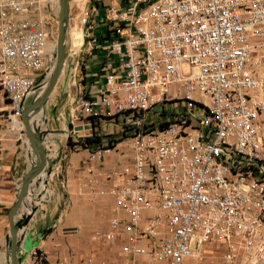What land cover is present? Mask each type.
Instances as JSON below:
<instances>
[{
	"label": "built area",
	"instance_id": "1",
	"mask_svg": "<svg viewBox=\"0 0 264 264\" xmlns=\"http://www.w3.org/2000/svg\"><path fill=\"white\" fill-rule=\"evenodd\" d=\"M58 10L55 0H0V89L12 119L53 69ZM109 20L114 38L100 41L80 9L81 41L117 63H106L96 98L80 94L82 130L66 135L87 152L89 193L113 201L94 239L117 245L127 264H186L210 243L226 247L228 263L262 250L264 0H127ZM79 48L68 47L73 77ZM31 256L48 264L40 249Z\"/></svg>",
	"mask_w": 264,
	"mask_h": 264
},
{
	"label": "crops",
	"instance_id": "2",
	"mask_svg": "<svg viewBox=\"0 0 264 264\" xmlns=\"http://www.w3.org/2000/svg\"><path fill=\"white\" fill-rule=\"evenodd\" d=\"M73 2L74 0H71L70 15ZM126 6L127 0H80L77 8H75L77 12L74 21L78 26L80 9L90 12L91 23L88 31L100 41L111 40L114 37L111 32L109 9L114 7L120 12ZM73 43L75 46L80 45L79 59L82 61V65L74 77L70 74L69 69L65 67L48 104L50 106L55 102H59L60 98L65 95H68V100L67 103H64V109L73 105L75 99H77L72 97L74 90L75 95L85 93L88 97L96 98L98 91L104 86L105 77L108 74L106 63H117V59L105 50H90L88 45L81 41L80 32L73 34ZM57 89H59V92H57ZM10 110L9 102L0 89V259L3 258L0 264L5 263V238L9 231L8 213L16 199L19 185L32 159L25 135L22 133L23 125L20 117H14L11 124L9 121ZM76 117L81 120L74 121ZM63 119L64 121L60 117H56L53 110L49 118L45 119V124H41L42 129L50 132L46 137L45 145L51 150L49 155L51 161L60 162L58 165L60 170H57L56 164L52 166L53 172L49 179L50 186L53 188L50 198L51 204L48 207L50 212H48V209L45 210L48 219L37 225V227H34L31 222L23 244L24 247L20 249V255L23 257L22 264H40L39 261L32 258L31 254L35 250L40 249L43 251L45 247L50 249V245L46 244L47 236H45L44 231L51 230V234L60 230L63 232L75 230L74 233H82L88 229V226L96 229H107L111 217L113 201L110 198H100L93 210L94 214L90 215L91 218H87L85 203L88 188L81 173L82 166L87 158V152L83 148L69 145L66 136L60 134L65 128L69 130L68 132L72 130L81 132L85 119L81 117V114L78 115L75 109L69 113H66L65 110ZM115 163L114 156L107 155L103 165L106 168H111ZM76 170L79 171L80 175L78 180H74L73 177V171ZM60 176H62V179H60ZM27 244L31 247L27 248L30 251L29 253L25 248ZM114 247L117 248L115 253L121 259V264L130 260L117 245H114ZM46 260L48 264H55V262L50 261L49 257H46Z\"/></svg>",
	"mask_w": 264,
	"mask_h": 264
},
{
	"label": "water",
	"instance_id": "3",
	"mask_svg": "<svg viewBox=\"0 0 264 264\" xmlns=\"http://www.w3.org/2000/svg\"><path fill=\"white\" fill-rule=\"evenodd\" d=\"M58 3V37L53 69L41 91L34 100L22 108L20 113L22 130L32 159L8 213L9 231L5 238L4 264H22L20 249L23 247L31 222L42 205H35V198L36 196L40 198L48 189L53 172L52 166L56 164L55 160L51 161L49 157L51 150L45 145L46 137L50 132L42 129L35 119L45 112L64 73L67 60L71 0H58Z\"/></svg>",
	"mask_w": 264,
	"mask_h": 264
},
{
	"label": "rangeland",
	"instance_id": "4",
	"mask_svg": "<svg viewBox=\"0 0 264 264\" xmlns=\"http://www.w3.org/2000/svg\"><path fill=\"white\" fill-rule=\"evenodd\" d=\"M56 1L57 0H55V2ZM79 1L80 0H74V2L72 3L73 9L70 15V25H69L68 38H67V43H69L70 45H72L73 43V34L79 31V27L76 26L74 21V17L77 12L75 8H77ZM52 23L54 25V29L57 37V28H58L57 18L55 19L54 17ZM53 61H54V57L52 63L49 66V69L47 70L48 74L50 73V67H52ZM57 92H59V89H57ZM72 97L77 98L75 99L73 105H70L68 106V108L64 109V103H67L68 95L62 96L59 102L57 103L55 102L52 106L48 105L45 108V112L40 114L38 117H36L35 119L36 122L40 125L41 124L44 125L45 118H49V116L51 115V111L53 110L55 112V116L60 117L63 121H64L63 117H65V110L66 113H69L71 112V110L75 109L76 113L79 115L80 109H79L78 100L80 95H75V90H74ZM30 102L31 100L26 102L25 106H27ZM9 121L12 124V116H10ZM68 131L69 130L65 128L64 131L60 132V134L62 136L64 135L66 136V134H68ZM73 177L75 178L74 180L80 179L78 170L73 171ZM60 179H62V176H60ZM48 190H50L51 192L53 191V188L50 186V183L48 186ZM87 195H88L86 196L87 201L85 203L87 210L86 213L88 215L87 218L89 217L91 218L90 215L94 214L93 210L97 204V200L104 197H96L90 194L89 191ZM50 201L51 199L43 203V205H41L37 213V216L34 217V219L32 220V225H34V227H37V225H40L46 219H48V215L45 213V210L48 209V212H50V209L48 208L49 205L51 204ZM111 215H112V211H111ZM94 229L96 228L88 226V229L82 233H74L75 230H68V231L66 230L65 232L60 230L59 232L52 234L50 232L51 230L44 231L46 233L45 236H47L46 244L50 245V249L48 247L43 248L46 251L45 252L43 250L46 253L44 256V260H46V257H49L50 261L55 262V264H58L61 261H66L68 262V264H121L120 263L121 259H119L115 253L116 251L115 249L117 248L114 247V244L104 243L102 241L95 240L93 237ZM25 248L26 251L29 253L30 251L27 248H31L30 245L27 244ZM224 253H226V247L224 245L210 243L204 247V250L202 252V257L189 259L186 261V264H264V247L262 250L261 249L258 251L256 250L252 254H245L243 251H239V255L233 263H228L227 261H225L223 257ZM2 259H0V261ZM139 261L140 264H156L154 261L145 258L139 259ZM127 263L128 261L123 262V264H127Z\"/></svg>",
	"mask_w": 264,
	"mask_h": 264
},
{
	"label": "bare ground",
	"instance_id": "5",
	"mask_svg": "<svg viewBox=\"0 0 264 264\" xmlns=\"http://www.w3.org/2000/svg\"><path fill=\"white\" fill-rule=\"evenodd\" d=\"M57 2V7H59V3H58V1H56ZM55 46H56V48H57V42L55 43V45H54V48H55ZM51 46H48V51L49 52H51ZM37 94V93H36ZM35 97H36V95H34V96H31L30 98H28V100L26 101V102H28V101H32V100H34L35 99ZM46 119V118H45ZM50 198H51V191L50 190H46L45 191V193L40 197V198H37V196H36V200H35V205H43V203L44 202H47V201H49L50 200ZM24 247V246H23ZM4 261V260H3ZM3 263V262H2Z\"/></svg>",
	"mask_w": 264,
	"mask_h": 264
},
{
	"label": "trees",
	"instance_id": "6",
	"mask_svg": "<svg viewBox=\"0 0 264 264\" xmlns=\"http://www.w3.org/2000/svg\"><path fill=\"white\" fill-rule=\"evenodd\" d=\"M98 143H100V140L99 139H93V138H90V139H86L85 140V144H87V145H97ZM68 144L69 145H72V142L71 141H69L68 142Z\"/></svg>",
	"mask_w": 264,
	"mask_h": 264
}]
</instances>
